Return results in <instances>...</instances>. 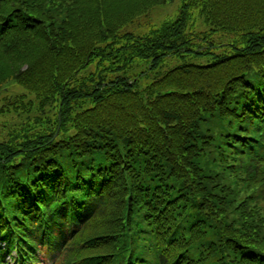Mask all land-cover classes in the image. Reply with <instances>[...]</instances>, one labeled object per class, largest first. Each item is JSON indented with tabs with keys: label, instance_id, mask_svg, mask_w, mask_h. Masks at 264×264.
I'll return each mask as SVG.
<instances>
[{
	"label": "trees",
	"instance_id": "1",
	"mask_svg": "<svg viewBox=\"0 0 264 264\" xmlns=\"http://www.w3.org/2000/svg\"><path fill=\"white\" fill-rule=\"evenodd\" d=\"M172 1L0 0V264H264V0Z\"/></svg>",
	"mask_w": 264,
	"mask_h": 264
},
{
	"label": "rangeland",
	"instance_id": "2",
	"mask_svg": "<svg viewBox=\"0 0 264 264\" xmlns=\"http://www.w3.org/2000/svg\"><path fill=\"white\" fill-rule=\"evenodd\" d=\"M178 4V0H173L172 3H168L161 7H155L151 8L148 14L141 15L138 18L134 19L130 25L127 26V31H130L134 36L130 38V40H134L139 36H152L153 30L155 27L152 25V23L156 21H160L162 19H165L166 17L170 16L174 13V10H176V5ZM157 6V5H156ZM222 41L224 43L232 44L233 36L232 35H223L221 38H217L216 42ZM124 44L122 41L118 43V45ZM226 45H221L212 48L211 50L214 52L221 51ZM231 45L229 46V48ZM207 58H204L202 60H198L195 57L190 55L186 56H180V57H170L168 59H165L163 62V65L156 69L154 73L160 74L166 71L167 69L174 67L176 65H179L181 63L194 61V62H203L205 63ZM140 70V68H138ZM154 75V74H153ZM152 79V75L148 76V81Z\"/></svg>",
	"mask_w": 264,
	"mask_h": 264
}]
</instances>
